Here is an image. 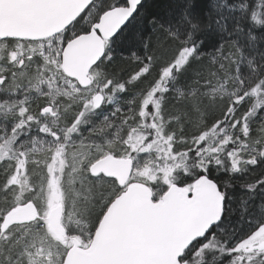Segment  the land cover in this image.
<instances>
[{"label":"snow or ice","instance_id":"1","mask_svg":"<svg viewBox=\"0 0 264 264\" xmlns=\"http://www.w3.org/2000/svg\"><path fill=\"white\" fill-rule=\"evenodd\" d=\"M0 23V264H264V0H27Z\"/></svg>","mask_w":264,"mask_h":264},{"label":"water","instance_id":"2","mask_svg":"<svg viewBox=\"0 0 264 264\" xmlns=\"http://www.w3.org/2000/svg\"><path fill=\"white\" fill-rule=\"evenodd\" d=\"M15 2L19 6L17 15L21 19H29L33 11L28 8L27 0H0V23L4 20L5 3ZM152 241L144 236L130 235L121 229L116 231L111 239L92 258V264H120L124 259L139 255L151 247Z\"/></svg>","mask_w":264,"mask_h":264}]
</instances>
